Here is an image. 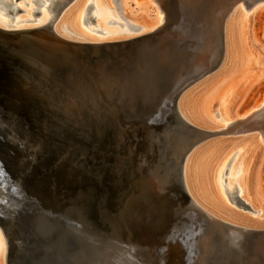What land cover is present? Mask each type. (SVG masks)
Returning <instances> with one entry per match:
<instances>
[{
	"label": "bare ground",
	"instance_id": "6f19581e",
	"mask_svg": "<svg viewBox=\"0 0 264 264\" xmlns=\"http://www.w3.org/2000/svg\"><path fill=\"white\" fill-rule=\"evenodd\" d=\"M149 1L155 3L158 9L156 20L154 23L141 24L137 20H129L121 15L112 0H0V29L10 32L2 37L4 41L13 43L8 54L13 59H23L26 66L21 67L15 64V67H20V70L31 69L37 74H41L44 81H48L51 71L57 68L67 69L66 71L70 73L79 71L86 79L103 80L108 77L105 53L109 49H105L106 44L119 47L137 43L153 37L168 25L170 14L167 0ZM183 1L184 5L191 10L199 0ZM233 2L226 5L217 1L210 7L209 16L206 14L204 16L211 23L210 30L212 32L216 34L220 30V34L217 33V40L219 42L221 40L223 47L222 53H220L221 47L214 45L217 49L213 47L211 52L213 55L209 54L208 56L210 66L207 74L222 67L224 69L233 68L237 64L249 62L254 58L253 54H246L243 51L242 44L248 40L246 34L249 33L250 28L247 27V24L252 15L264 6V0H235ZM19 9L21 12H18ZM191 11L193 12V10ZM36 12H39L37 16ZM243 12L244 14H242ZM93 19L98 23L96 27L92 25V22H95ZM102 21L107 23L110 28H103ZM14 31L21 33L17 34ZM94 34L98 38H91ZM112 36L120 37L108 39ZM100 37L106 39H99ZM4 58V53H0V66ZM255 58L258 59V56L256 55ZM260 60L262 63L255 67L257 71L255 69L253 71V73L257 72V80L264 78V58ZM145 63L147 64L149 61ZM164 74L169 77L170 73L165 72ZM165 79L154 78L150 84L142 81L140 84L132 86L127 95L128 106H139L147 99L153 100L154 94L165 102L169 92L168 88L164 87ZM248 79L249 76L246 73L241 80L248 81ZM199 80L186 83L183 89L175 91L169 97L168 108L172 113V121L165 123V126L160 129L143 128L144 132L140 136L143 141L140 143V139L136 138L137 146L117 147L115 171L117 174L126 175L128 180L125 204H117L115 209L108 210L104 206L105 202L100 201L96 222L91 215L90 202L93 198V190L88 189L80 191L75 199L65 207L63 213L59 214L47 207L42 208L31 217L33 236H35L32 242L39 247L32 254H29L28 242L22 235L20 222H18V207L27 202L24 178L27 173L32 171L31 169L39 159L44 146H41L40 150H36L38 152L35 159H32L30 156L34 153L33 145L40 143L36 140L27 143V138L21 139L11 132L9 139L19 144L22 156L18 163L20 169L18 177L13 181L8 178L6 180L0 178V246L2 247L0 264H140L136 255L130 250V242L122 233L126 227H129L128 218L133 217L137 211L151 205L157 206L175 201L171 200L172 197L169 200L164 197L165 194L171 193L172 188L176 187V173L181 157L184 158L183 163L180 162L183 164V187L204 212V218L215 227V232L205 237L202 236L198 240V244L203 250V256L199 258L198 264H222L224 261L220 259L221 254L229 251L232 244L240 245L245 234L264 233V210L257 204L252 191L257 159L264 148V129H260L261 135L247 138L241 147H233L225 151V147L222 148L224 140L215 143L206 141L221 135H248L258 131L259 129L251 128L237 132L241 124H246L261 116L264 111V103L247 116L237 118L232 108L236 97L235 87H233L221 98L216 109L210 107L207 116L203 117L198 112L193 97L195 89H191L195 84H198L197 82H200ZM82 105V99L66 93L64 99L66 118L77 114L81 116L80 107ZM98 108L99 113H107L111 109H104L101 105ZM70 112L71 114L68 115ZM116 114L117 112H115ZM116 124L121 129L129 128V125L126 124ZM98 129L96 127V130ZM94 144L96 146V143ZM81 146L83 145L81 144ZM256 150L260 152L256 154ZM86 162H88L86 156L80 154V157H75L73 163L84 166ZM239 165H242V172L239 171L241 168ZM230 167L232 174L236 180L238 179L237 195L233 194L234 190L226 184L223 185L224 192L233 204H236L237 197H239L238 201L247 208L248 206L240 198L249 203L254 210L256 219L237 213L218 200L216 186L218 173ZM99 171H103V166ZM227 171L225 170V173ZM30 185L32 184L30 183ZM10 186L14 188L10 189ZM144 206L145 208H143ZM190 212L197 213L194 210ZM173 213L174 211L170 215L168 214L167 219L180 214L173 215ZM144 215V221L149 226L150 223L156 224L158 220H162V216L158 217L155 213ZM54 235L56 237L53 240ZM69 236L75 239V244L72 246L63 241L65 237ZM250 238L247 237L245 241L248 242ZM261 253L260 255H262ZM243 258L241 254L237 259L240 262Z\"/></svg>",
	"mask_w": 264,
	"mask_h": 264
},
{
	"label": "rangeland",
	"instance_id": "374dc122",
	"mask_svg": "<svg viewBox=\"0 0 264 264\" xmlns=\"http://www.w3.org/2000/svg\"><path fill=\"white\" fill-rule=\"evenodd\" d=\"M217 1L230 5L234 3L233 1L235 0H199L196 1L194 8L191 9L193 12L188 9L189 7L184 5L183 0H167V3H169L170 19L168 25H166L164 29L159 31V33L153 37L147 38L143 41H138L137 43L119 46V49H111L105 53V63L108 67V77L106 79H98L94 81L86 79L79 71L71 73L66 71V76L69 80H73L76 73L80 75V79L77 78L74 80L75 83H78V85H76V91L74 92V90L70 89L67 94H70L72 97L77 96L82 99L83 105L80 107L81 116L77 114L76 116H68L71 118H63L68 123H62V128H59L57 133L62 136L63 139L67 140L78 136V146H81L82 144V148L86 151L90 152V150H92L90 153L93 152L92 155L95 156V158L98 157L97 159L99 160L104 161L105 159L106 161L109 158L107 161L111 160L112 162L113 159L117 157H115V154L117 155L118 153V151H114V149L117 147L121 148L125 145L135 146L137 140L136 138L140 139L141 134L144 132L143 128L145 129L146 127H150L160 129L164 127L165 123H160L162 126H157L156 121L159 118L160 122H164L165 117L168 122L172 121V113L170 108H168V99L172 96V93L183 89L186 83L201 79L199 80L200 82H197L198 84H195L191 89H195L193 97L195 98L197 110L203 117L207 116V112L210 107H215L216 109L221 98L233 87H235L236 97L233 101L232 108L237 118L247 116L261 106L264 103V78L257 80V72L253 73V71L254 69L257 71L255 67L259 66V64L262 63V60L260 59L264 58V6L252 15L249 20L247 27L250 29L249 33L246 34L248 40L244 41V44H242L243 51L246 54L251 53L254 55L253 60L237 64L235 67L230 69H224V67H222L211 74H207L210 66L208 63V56L209 54H212L211 52L214 45H219L221 47L220 53H222L223 50L221 40L220 42L217 40V33L220 34V30L217 32L215 31L216 34L212 32L210 30L211 23H209V21H207L204 17L205 14L209 16L210 7H212L213 4H216ZM112 2L118 12L129 20H137L141 24L154 23L156 20L158 9L156 8L155 3H150L149 0H112ZM242 14H244V12ZM204 22L207 25H204ZM92 25L96 27L98 23L95 21L92 22ZM101 26H103V28H110L108 24L103 21L101 22ZM241 30L242 29L240 28V31ZM119 37L112 36L108 39ZM91 38L96 39L98 36H95L94 34ZM101 38L102 40L106 39L105 37H100L99 39ZM217 47L214 48L217 49ZM256 55L258 56V59L255 58ZM147 61H149V63L146 64L145 62ZM165 72L170 73L169 77L164 74ZM246 73H248L249 76L248 81L241 80ZM154 78L157 80H159V78H166L164 87L169 90L165 98L166 101H161V99L154 94L152 97L153 100L147 99L146 102L142 103V105L129 107L127 104V95L130 88L136 84H140L142 81L147 83L149 82L150 84ZM47 93L49 94V91ZM59 101L60 99L54 100L55 106H50L51 104H43L41 107H43V109H47L46 107H49V109H47L48 113H50L52 117L57 115L60 118L61 104ZM99 105H101L104 109H111L108 110L107 113H99V110H97L99 109ZM115 112H117L116 115ZM70 114L71 112L68 115ZM116 123L129 125V128L127 130L122 128V131ZM96 127L99 129L96 130ZM89 128L90 131L87 132ZM251 128L259 130L249 133L248 135H221L215 138L207 139L206 141H208V143H215L216 141L221 142L224 140L222 147H225L224 151L233 147H241L244 145L247 138L256 137L255 135H261L259 131L260 129H264V111L261 116L254 118L246 124H241L238 127L237 132L242 129L249 130ZM80 133L82 134L80 135ZM87 140L89 142H86ZM142 141L143 140L140 139V143H142ZM42 143V146L44 147H42L41 152L39 151L41 153L40 158L33 165L31 169L32 171H30L27 176L29 184L30 181H34L37 174L41 170H44L45 167L48 166L50 159H52L54 154V147H57V143L51 139L50 135H47V138H45L41 144ZM94 143H96V146ZM99 147L102 150H100ZM33 149L34 153L30 157L35 159L36 153L38 152H36V150H40L41 145H33ZM103 150L106 151V153H104ZM258 150H256V154L260 152ZM7 157L10 160L9 163L5 161V163H0V170L5 173H8L7 169H11L12 163H15L13 155L7 153ZM73 157L74 155H69V159L66 161V164H64L67 165V168L75 165L71 161ZM78 157H80V155ZM86 164H89L90 168L93 165L92 163L86 162L84 166ZM78 165L84 167L82 164ZM239 166L241 167L242 165ZM231 167L225 168L218 173L216 183L217 198L237 213L255 218L256 216L254 214V210L249 203H246L243 198H240V200L243 201L248 208L243 206L244 204L240 203L238 199H235L236 204H233V202L228 199L226 192H224L223 185L226 184L230 187V189L234 190L233 194L237 195L236 188L238 185V179L236 180L235 176L232 174ZM256 168L257 169L254 172L255 175L253 179L252 191L257 204L264 210V148L259 154ZM61 170L63 169L61 168ZM225 170L228 171L225 173ZM239 171L242 172V167ZM102 172L103 171H100V173ZM127 174L129 175V173ZM86 179L87 177H84L76 184H72L73 182L71 180L69 184L71 187L73 186L74 190L87 189L90 186ZM127 181V176L122 173L118 176L117 174H114L113 171L108 173L103 185V188L107 190L109 199L108 202L104 203L106 209L113 210L115 209V205L125 204L126 189L128 187ZM38 184L39 185L35 188V192L42 195L40 203H42L43 208L47 207L52 210L53 207H51V202H49L51 200L44 197L45 188H49L48 182L40 180L39 178ZM100 201H102V199L99 197L97 198V195L93 193V198L90 204L92 208V219L95 221L97 220V208ZM173 204L176 206L177 202L174 201ZM171 205V202L157 206L151 205L146 209L139 210L140 212L137 211L134 213L133 217L131 216L128 218L129 227H126L122 234H124V237L130 242V250H132V252L136 255L135 257L138 259L140 264H198L199 258L203 256V250L199 246L198 240L202 236L205 237L215 232V227H213V225L204 218V220L207 221V225L199 226L202 230L201 232H193L194 229L192 226H187L186 228L183 223L179 224L180 222L176 221L175 218L178 216H174V218L172 217L173 222H170L168 227L167 224L169 218L167 219L166 212L170 210ZM183 205L184 203L182 206ZM145 206L143 208H145ZM146 213L149 215L155 213L158 217L162 216V220H158L156 224H150L149 226L148 223L144 221V214ZM190 214L196 216L191 217V219L200 218L197 213L190 212ZM165 217L166 219H164ZM247 235H244L242 238L243 242L240 245L232 244V248H230L227 252L225 251L227 254H221L220 259L224 261L222 264H264V233H248ZM250 235L257 239L254 240ZM261 236L262 240L260 239ZM247 237L250 238L248 239V242L245 241L247 240ZM168 239L177 244L179 243L180 247L171 244ZM258 239L259 241H257ZM34 245V242H32V246ZM257 247L259 248V251ZM38 249L39 247L35 248V251ZM1 251L2 247L0 246V252ZM260 253L262 255H260ZM241 254L244 258L239 262L237 258L238 256H241Z\"/></svg>",
	"mask_w": 264,
	"mask_h": 264
},
{
	"label": "water",
	"instance_id": "95a60500",
	"mask_svg": "<svg viewBox=\"0 0 264 264\" xmlns=\"http://www.w3.org/2000/svg\"><path fill=\"white\" fill-rule=\"evenodd\" d=\"M18 12H21V9H19ZM38 14L39 12H36V15ZM93 21H95V19H93ZM14 32L17 34L21 33L20 31ZM9 33V31L0 29V53H4L5 55V58L2 60L0 66V163L4 161L9 163L10 160L7 157V153L14 156L13 160L15 163H12L11 169H7L8 173L0 170V178L3 180L8 178L10 181H13V179L18 177L20 174L18 163L22 156V151L20 150L21 148L19 144H16L9 139V136L12 133H15L21 139L27 138V143L36 140L40 144L43 140H45V138H47V135H50L51 139L57 143L58 147H54V154L52 159H50L48 166L37 174L33 182L30 181L31 184L33 183L32 185L28 183L27 176L29 173H27L24 178L26 183L24 192L27 202L18 207V222H20L22 235L28 242L29 254H32L36 252L35 248L38 246H32V240L35 236H33L34 230L31 217L43 208L42 203H40L42 195L35 192V188L39 185V178L40 180H45V182L47 181L49 184V188H45L44 197L51 200L49 202H51V207H53L52 210L54 212L63 213L65 207H67L71 201L75 199L80 191L82 192L88 189H92L93 193L97 195V198H101L103 202H108V193L107 190L103 188V185L108 173L113 171L114 174H117L114 164L116 158H114L112 162L110 160H99L90 152L82 148L83 146H78V137L67 140L63 139V137L57 133V130L62 128V123H68L63 119L66 118L64 99L66 98L68 90L72 89L74 92L76 91V85H78V83H75L74 80L77 78L80 79V75L76 73L73 80H69L66 76L67 69L57 68L51 71L50 79L48 81H44L41 74H37L31 69H27V71L20 70V67L17 68L15 66H26L23 59H13L11 55L8 54V51L12 47L13 43L7 42L6 40L4 41L2 37V35H7ZM111 45L112 44H106L105 49H119L118 46ZM46 91H49V94ZM56 99H60V118L57 115L52 117L47 110L49 107H46L47 109H43V107H41L43 104H51L50 106H55L54 100ZM156 122L157 126H162L161 124L167 123L168 120L165 117L164 122H160V118ZM89 131L90 128L87 132ZM116 150L117 148L114 149V151ZM66 153L67 155L65 156L64 154ZM80 154L86 155L88 162L93 164L91 168L89 167V164H86L84 167L74 165L70 168H67V165H64L69 159V155H74L71 160L73 163L75 161V157H78ZM183 159L184 158L181 157V163H183ZM180 162L176 173V187L172 188L171 193L165 194L164 197L167 200L172 197L171 200H175L177 205L175 206L172 203L170 210L166 212V217H168V214L170 215L172 211H174L173 215L180 213L176 218L178 219L177 221L182 222L186 228L187 226H192L194 229L193 232L198 233V231H202L199 226L207 225V221L204 220V212L197 206L192 197L183 187V164ZM102 166L103 172L100 173L99 169H101ZM61 168L63 170H61ZM118 175L119 174H117V176ZM84 177H87L86 181L90 186L87 189L74 190L73 186H70L69 183L71 180L73 182H71L72 184H76ZM13 188V186H10V189ZM237 198L239 199V197ZM181 203H184V205L182 206ZM191 210L200 214V218H196L197 220L195 218L191 219V217H196L192 214L190 215ZM170 222H173L172 217L169 218L167 224L168 227ZM153 223L150 224L154 225ZM54 237H56V235L52 237L53 240ZM63 241L70 246L75 244V239L72 236L65 237ZM168 241H170L171 244L180 247L179 243L177 244L170 239H168Z\"/></svg>",
	"mask_w": 264,
	"mask_h": 264
}]
</instances>
